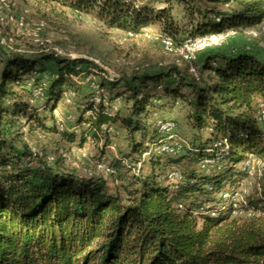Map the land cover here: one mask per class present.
Instances as JSON below:
<instances>
[{
	"label": "trees",
	"instance_id": "obj_1",
	"mask_svg": "<svg viewBox=\"0 0 264 264\" xmlns=\"http://www.w3.org/2000/svg\"><path fill=\"white\" fill-rule=\"evenodd\" d=\"M37 1L94 15L125 35L158 24L157 37L176 43L258 29L264 21V0H178L187 19L179 37L170 7L147 0ZM215 48L204 51L196 76L188 66L183 72L137 68L126 81H101L106 91L111 87L106 102L85 94L72 132L60 131L53 116L70 75H80L77 66L97 76L103 69L89 59L0 44V264H264V218L241 222L220 197L249 178L243 166L250 156L264 174V60L251 51L225 55ZM48 64L56 67L53 76H36ZM117 99L122 109L114 110ZM179 104L186 106L197 144L187 142L176 156L158 154L154 119ZM116 125L126 131L129 151L120 161L129 165L109 164L116 172L114 192L101 178L62 169L64 151L56 159L29 145V135L39 131L78 147L101 143L105 151ZM184 160L196 170L182 173L173 190L156 171ZM203 162L207 172L200 170ZM238 210L263 213L264 192Z\"/></svg>",
	"mask_w": 264,
	"mask_h": 264
},
{
	"label": "rangeland",
	"instance_id": "obj_2",
	"mask_svg": "<svg viewBox=\"0 0 264 264\" xmlns=\"http://www.w3.org/2000/svg\"><path fill=\"white\" fill-rule=\"evenodd\" d=\"M147 1H149L148 3L151 6L170 7L171 17L179 29L178 35L179 37L184 35L187 19L185 18L184 8L178 0ZM8 2L11 6L12 15L18 20H23L30 33L22 34L17 29L0 22V39L5 45L11 47V49L23 52H33L35 50L54 52L57 50L61 53L59 55L61 57L89 59L103 69L101 76L90 72L98 83H102L101 81L108 82L117 78L126 81L134 74V70H137V68L148 70L149 72L179 68L178 71L183 72L187 70V66L190 67L178 55H165L157 41L142 36L129 38L121 31L107 29L94 15L75 13L57 5L39 3L37 0H8ZM166 2L168 3L165 5ZM39 23L44 25L39 38L45 46L35 45L31 36V33ZM247 30L238 32L226 42L236 45L238 49L256 52L264 56V36L260 35L257 38H250L244 33ZM147 31L152 36L157 37L158 33H160L159 25H151ZM198 56L193 63L194 67H196ZM55 71L56 67L48 64L45 72L36 74V76L49 79ZM84 76L70 75L71 83L53 112L55 123L57 120L63 122L62 127L56 123L60 131H77L75 121L78 109L76 105L85 94L93 93ZM107 82L104 85L108 84ZM109 91L111 92L110 86H108L107 94ZM33 104L40 106L41 101L33 102ZM119 106L122 109L120 100L117 103V107ZM170 109L171 111L169 109L162 110L164 114L161 116L175 121L176 133L186 145L187 142L197 144V142H194L193 131L186 121V106L179 104ZM124 114L125 111H121V115ZM69 117H72L73 120H68ZM38 135H40L39 131L29 135V145L33 151L37 150L43 155H54L56 159L58 152L64 151L65 158L61 162L62 169L74 171L77 175L86 178L92 176L101 178L106 182L108 191L114 192L118 190L115 183L116 172L112 175L108 174L102 168H99V165L109 167V164L120 161L128 153L126 131L119 125L110 130L109 143L105 151H100L101 143L86 144L84 147H78L60 135H48L45 133H41L40 137ZM120 162L122 165H129L126 161L121 160ZM254 164L256 172L241 185L245 190V193L241 195V199L246 203L248 200L259 198L261 193L264 192V174L262 171H258L255 162ZM137 167L139 170V164ZM137 167L134 169V173H136ZM170 168L177 169L181 174L196 170V166L186 160L177 164L172 163L160 167L156 171L160 181L164 180L165 173ZM149 172V167L143 169L144 175ZM164 183L168 182L165 181ZM259 215L264 218V212H252L249 214V212L242 211L234 214V216L242 218L241 222Z\"/></svg>",
	"mask_w": 264,
	"mask_h": 264
},
{
	"label": "built area",
	"instance_id": "obj_3",
	"mask_svg": "<svg viewBox=\"0 0 264 264\" xmlns=\"http://www.w3.org/2000/svg\"><path fill=\"white\" fill-rule=\"evenodd\" d=\"M0 22L7 24L15 29H17L22 34H29L30 31L27 29L25 22L23 20L16 19L12 13H11V6L8 0H0ZM43 23H39L34 29V31L31 33V36L33 37V42L37 46H45L43 41L40 40L39 34L42 32L43 29ZM246 36L250 38H257L260 35L264 36V21L260 25L258 29H250L244 32ZM237 33L235 31H227L225 33H213L209 34L203 37H188L181 43H176L172 38L170 37H154L150 35V33L145 29L141 34L134 35L132 33H127L126 36L129 38L134 37H145L147 39H153L159 43L161 46V49L165 55H178L180 56L185 62H187L190 66V72L193 73L196 76L195 67L193 66L194 61L196 60V57L208 50L215 47H218L222 42L225 40L235 36ZM0 44L5 45V43L2 42V39H0ZM7 46V45H5ZM7 48L11 49V47L7 46ZM20 51V50H19ZM56 55H60L61 53L57 50L54 51ZM81 76L85 75V79L89 84L90 89L94 93V102L98 103L100 100L103 102H106L107 100V91L104 87L100 85L94 78L92 77V74L87 73L83 67L77 66L75 69ZM35 96H41V89H37L34 92ZM117 103H119V99H117L113 105V109L115 110L117 107ZM68 120H73L72 117H69ZM57 125L62 127L63 122L61 120H57ZM154 125L158 131V134L161 138L159 144L154 148L153 151H155L158 154H164L169 156H176L180 154L183 150V147L186 146V144L178 137L176 133V123L173 119L167 118V117H155L154 119ZM47 160L49 162L54 160L53 156H48ZM258 165V164H257ZM245 169L248 170L249 177L255 173V166L253 158L250 156L247 161L245 162L244 166ZM99 168H102L103 171L107 172L108 174H115V171L112 170L110 167H105L99 165ZM260 167L257 166L258 171ZM200 170L207 172V164L205 162L200 164ZM138 172V167L137 171ZM165 180L170 185L171 189L176 190L180 186V184L183 181L182 174L175 168H170L165 173ZM117 184V181H115ZM242 193H245V190L240 187L239 190L231 194L229 192L222 193L220 195L221 199L223 201H228L235 209V214L239 211L238 209L241 206H245L247 203L241 199ZM252 213L253 211H247Z\"/></svg>",
	"mask_w": 264,
	"mask_h": 264
},
{
	"label": "crops",
	"instance_id": "obj_4",
	"mask_svg": "<svg viewBox=\"0 0 264 264\" xmlns=\"http://www.w3.org/2000/svg\"><path fill=\"white\" fill-rule=\"evenodd\" d=\"M241 49H238L236 48V45L232 44V43H229V42H225L223 43L222 45H220L219 47L215 48L213 52H218L220 54H225V55H228L234 51H239ZM252 52V51H251ZM254 54H256L258 57H260L262 60H264V56H261L259 55L258 53L256 52H253ZM208 53L206 52H203L201 53L198 58H197V63L198 64H201L203 62V60L205 59V56L207 55ZM177 115V114H176ZM178 116V115H177Z\"/></svg>",
	"mask_w": 264,
	"mask_h": 264
}]
</instances>
